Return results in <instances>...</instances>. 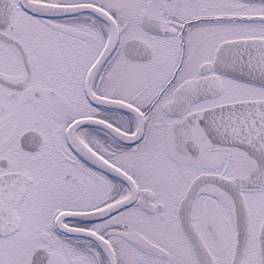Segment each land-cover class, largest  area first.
Here are the masks:
<instances>
[{
  "label": "snow or ice",
  "instance_id": "1",
  "mask_svg": "<svg viewBox=\"0 0 264 264\" xmlns=\"http://www.w3.org/2000/svg\"><path fill=\"white\" fill-rule=\"evenodd\" d=\"M0 264H264V0H0Z\"/></svg>",
  "mask_w": 264,
  "mask_h": 264
}]
</instances>
